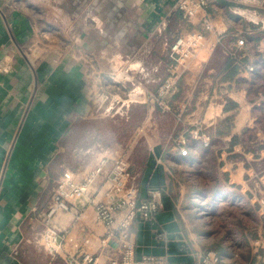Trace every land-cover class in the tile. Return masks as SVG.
<instances>
[{"label": "crops", "instance_id": "obj_1", "mask_svg": "<svg viewBox=\"0 0 264 264\" xmlns=\"http://www.w3.org/2000/svg\"><path fill=\"white\" fill-rule=\"evenodd\" d=\"M176 1L0 0V264H66V255L82 250L98 256L99 264H108L116 243L103 246L106 227L92 205L82 203L77 213L62 211L51 219L65 238L55 259L39 241L54 181L65 170L86 164L76 149L98 142L130 155L143 197L151 190L163 193L155 218L138 220L132 228L137 258L162 256L168 264H203L205 253L216 251L226 264H264V244L257 249L253 238L251 247L246 238L233 248L223 243L212 250L199 215L187 207L189 184L198 185L188 173L197 169L192 162L199 152L214 155L226 174V187L244 188L247 167L234 158L245 151L246 134L255 132L253 123L264 102V51L257 47L263 24L246 16L252 18V12L264 20V0H207L208 12L224 31L221 41L193 63L170 104L193 121L188 115L202 91L227 98L217 109L222 114L209 127V147L190 139L192 124L178 122L173 113L162 115L151 101L171 62L169 46L181 21ZM249 28L255 31L248 34ZM237 32L246 38L243 60L256 66L252 76L240 75L238 65L225 55ZM91 60L106 92L111 90L100 110L94 103L100 81L92 75ZM134 89L139 93L128 109L124 143L118 140L125 136L119 127L124 117L113 115L114 110L101 113L111 109L115 99L129 98ZM187 96L193 99L185 110ZM180 136L190 140L192 162L174 150ZM243 249L244 257L238 251Z\"/></svg>", "mask_w": 264, "mask_h": 264}, {"label": "built area", "instance_id": "obj_2", "mask_svg": "<svg viewBox=\"0 0 264 264\" xmlns=\"http://www.w3.org/2000/svg\"><path fill=\"white\" fill-rule=\"evenodd\" d=\"M176 8L181 14V21L176 29L174 40L169 46V57L171 62L167 66L166 76L160 84L158 90L151 96V101L158 107L162 115L173 113L178 122L185 120L194 126L189 130L190 139L201 141L204 147H209L212 143L213 134L209 131L222 114L218 112L219 107H223L227 98L218 97L211 94L208 89L202 91L195 109L189 113L188 117L194 118L188 121L182 109L174 110L170 101L179 92V83L182 77L192 71L193 63L206 51H212L221 41V34L217 25V20L208 12L207 0H177ZM236 12L241 13V10ZM248 12V11H247ZM257 16L256 13L248 12ZM242 14V13H241ZM248 18V17H247ZM256 18V17H255ZM249 19V18H248ZM251 20L254 24L262 23L264 20ZM255 30L249 28L248 34ZM212 37H216L212 41ZM236 40L233 44L225 48V55L235 61L239 67V74L254 75L256 66L243 60L241 52L246 45V38L243 32L235 33ZM258 50L264 51V36L258 43ZM90 67L92 75L98 82L102 77L97 64L91 60ZM116 83V79L112 78ZM139 90H131L130 97L126 100L115 99L114 106L107 109L103 115L114 114L129 117L128 109L131 102L135 101ZM191 94V93H190ZM109 98L101 81L94 90V103L98 110ZM192 96H187L188 104L184 109L191 106ZM126 107V109H124ZM202 114V118L198 120ZM149 120V117H148ZM190 140L185 136H180L174 140V150L180 157L190 155ZM82 161L87 159L86 164L76 171L65 170L55 181L51 189V197L46 209L42 213L45 227L40 234L39 241L48 255L55 259L63 246L64 236L61 230L51 225V219L62 211L78 212L82 203L92 205L96 218L106 227V235L102 241L104 247H109L110 242L116 243L115 252L108 255V264H168L166 257L144 256L137 258L135 253V242L132 237V228L136 221H149L155 218L163 206V193L161 190L149 191L148 197H143L140 192L139 174L134 169L128 153L113 152L98 142L87 149H76ZM258 152L251 153L253 158ZM248 158L247 160L257 161ZM244 163V162H243ZM245 164V163H244ZM253 178L259 188L251 189L247 185V180ZM244 186L252 195V201L262 203L259 216L264 223V201L259 197L264 195V170L257 168L247 169L244 179ZM261 186V187H260ZM263 209V210H262ZM264 233V229H263ZM260 241H256L258 244ZM262 247V246H261ZM66 264H99V257L86 251H80L75 255L64 257ZM203 264H226L216 251H207L202 259Z\"/></svg>", "mask_w": 264, "mask_h": 264}, {"label": "rangeland", "instance_id": "obj_3", "mask_svg": "<svg viewBox=\"0 0 264 264\" xmlns=\"http://www.w3.org/2000/svg\"><path fill=\"white\" fill-rule=\"evenodd\" d=\"M247 15L249 14L247 13ZM250 16L252 18L246 17L252 20L256 19L253 14ZM110 92L111 90L107 91L108 96ZM261 92L263 95L262 101H264V90L262 89ZM122 119L124 120H121L119 127L124 130L125 135L129 129V122L127 116ZM253 124L256 130L253 134H246L249 142L245 151L238 158L235 157L234 160L238 159L244 162L247 169L252 168L257 171V168H261L264 170V102L260 103L257 111V121ZM107 127L110 128L108 124ZM255 134L257 135L256 138L252 139V135ZM118 140L126 143V135L118 138ZM256 151L258 154L252 158L251 153ZM196 157L194 161L190 156L182 157L185 162L193 161L192 164L196 165L197 168L188 173L191 181H198V185L189 184L190 201L187 207L199 215V225L211 249L217 250L223 243H229L233 248L240 241L250 238L245 243L251 247L250 243L254 241L253 239H255V243L258 240L260 243L255 246L261 250V246L264 244V223L259 216L262 203H255L251 200L252 195L247 191V186H244L243 189L242 186L236 188L226 187L224 183L226 174L217 167V160L213 159L214 155L199 152ZM248 158L257 161L247 160ZM250 184L251 189L259 188V186H256L254 178L247 180V185ZM261 189L264 190L263 187ZM259 200L264 201V195L259 197ZM238 251L240 256H246L244 249Z\"/></svg>", "mask_w": 264, "mask_h": 264}]
</instances>
